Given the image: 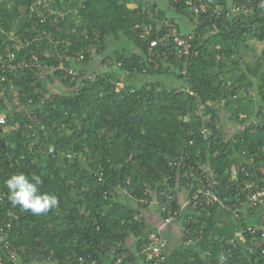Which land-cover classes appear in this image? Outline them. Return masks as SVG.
Masks as SVG:
<instances>
[{"label":"trees","instance_id":"obj_1","mask_svg":"<svg viewBox=\"0 0 264 264\" xmlns=\"http://www.w3.org/2000/svg\"><path fill=\"white\" fill-rule=\"evenodd\" d=\"M155 1L0 0V55L29 64L0 69V229L17 264H113L119 253L122 264H264V254L230 243L259 224L236 183L264 186V8L260 0ZM161 19L191 35L187 55L172 39L150 54L149 41L166 33ZM221 101L236 124L230 136ZM182 155L224 204L246 208L185 207L177 245L147 259L141 251L166 214L157 204L161 222L150 225L143 209L161 188L178 206V177L190 181L186 192L199 188L171 163ZM18 172L40 175L59 206L41 216L14 207L5 181ZM2 243L3 262L13 264Z\"/></svg>","mask_w":264,"mask_h":264},{"label":"built area","instance_id":"obj_2","mask_svg":"<svg viewBox=\"0 0 264 264\" xmlns=\"http://www.w3.org/2000/svg\"><path fill=\"white\" fill-rule=\"evenodd\" d=\"M176 1V0H175ZM236 10L238 7L235 8ZM43 21V20H42ZM161 27L166 31L164 35H157V37L151 39L149 41V47L148 50L151 55H154V48L161 44L163 46H168V43L172 39L176 45L179 47L178 53H183L187 55L188 53V39L191 37V35H186L185 37H182L179 35L177 29L167 20V19H161L160 20ZM151 29V27L149 28ZM13 38V34H12ZM19 42H14L12 44V47H19ZM28 44V42H27ZM7 56L9 57L7 63H4L3 56L0 55V69L2 67H8L14 68L16 66L19 67H27L29 64L27 62H18L13 64L14 55L13 53H7ZM82 57V55H80ZM72 72V71H71ZM4 77H1V80H3ZM5 122L4 117L0 115V124H3ZM205 133L206 131L203 130ZM188 158V155H182L179 157V159L176 161L174 160L171 162L178 173H180L181 177L186 180L188 178L191 179V181L197 180L199 184H197V188L195 192L188 193L186 192L185 187L189 185L190 181L186 180V185H182V182L179 181V177L176 180V184L174 186L175 192L178 193L177 198L179 199V205H175L176 195L171 189L167 188H161L158 191L157 199H155L156 203L160 206L161 210L166 214L164 217L163 223L160 224V226L156 229V231H153L149 234V244L144 247L141 251L142 254L147 255V259H152L155 261H159L164 259L165 252L163 250L164 245V239L162 237V230L164 227L172 224L174 221H177L181 214L182 210L190 205H207L209 203L218 202L221 208H224L226 210H231L232 208L237 210L239 207L243 206V208H246L245 202H242L240 206H230L223 203L222 200H220L218 197L214 195L212 192V183L206 178L207 183H203L202 178L198 177L194 170L191 168H186L187 164L185 159ZM189 169V170H188ZM244 171V175L248 176V168H242ZM234 174L237 175V170H234ZM194 184V183H193ZM190 186V185H189ZM237 190L241 193H245L247 202L253 205H257V211L259 213V224L256 227H245L242 228L239 231H236L234 233V239H230V243L235 246L236 240H238L237 243H240L244 246H247L250 250L254 251L255 253L260 252L264 254V186L259 184L256 180H252L250 178H244L241 182V184L236 183ZM188 187V186H187ZM191 187V186H190ZM181 188V189H179ZM189 188V187H188ZM181 190V191H180ZM185 193L184 199L180 198V194ZM145 202V200L143 201ZM189 219V217H188ZM7 228L10 227V224L6 225ZM260 230L258 235H256V231ZM4 230L0 229V243L4 244L7 248V252L9 253V257L12 259L13 264H17L16 262V251L14 249H9V243L7 240H4ZM190 234V230L186 231V235L188 236ZM4 240V241H3ZM119 243H116L115 247L111 248V252H115L117 250V245ZM125 254L119 253L116 255V260L113 264H122V260ZM0 264H5L2 260V257L0 255ZM9 264V263H8ZM92 264H95V261L92 262Z\"/></svg>","mask_w":264,"mask_h":264},{"label":"clouds","instance_id":"obj_3","mask_svg":"<svg viewBox=\"0 0 264 264\" xmlns=\"http://www.w3.org/2000/svg\"><path fill=\"white\" fill-rule=\"evenodd\" d=\"M260 7L264 8V0H260ZM43 184V178L38 174L14 173L5 181L8 200L14 207L34 216L46 215L59 206V197L42 191Z\"/></svg>","mask_w":264,"mask_h":264},{"label":"rangeland","instance_id":"obj_4","mask_svg":"<svg viewBox=\"0 0 264 264\" xmlns=\"http://www.w3.org/2000/svg\"><path fill=\"white\" fill-rule=\"evenodd\" d=\"M132 1L134 3H136V4H138V0H132ZM145 1L147 2L149 0H145ZM155 2L158 3V4L161 3L163 6H165V4H166L164 0H157ZM147 4H149V3L147 2ZM175 17H177L180 25L183 26L185 29H190L192 27V25L191 24H188L187 20L184 17L178 16L176 14H175ZM185 29H183V30H185ZM121 42H122L121 40H117V39L107 40V43L110 45V47H113V46L115 47L117 45H121ZM243 55H244L245 60H247L248 62H251V63L253 62V58H252L253 56H252V53L250 51H245L243 53ZM150 78L151 77H148L147 79H150ZM216 105L219 106L220 108L223 107V101L216 103ZM223 108H221V114H220L221 117H222L221 126L223 127L224 131H225V128H226V130L228 132V136H230L232 134V132L234 130L233 128H235V125L236 124L234 122H231L230 120L227 119V117L225 116V110ZM253 167L255 169L257 168L256 165L253 166ZM154 204L157 205L156 202ZM177 221H174L173 223H175ZM172 225L173 224L168 225V226H166V227L163 228V230H162V237H163L164 230L166 228H168L169 226H172ZM187 230H189V228L188 229H184L185 235H186V231ZM171 237H173V238H166V240H164V245H163V250L164 251H165V246H166V249L169 250V249L174 248L177 245V243L179 242V233H177L176 235H172ZM163 239H164V237H163Z\"/></svg>","mask_w":264,"mask_h":264},{"label":"crops","instance_id":"obj_5","mask_svg":"<svg viewBox=\"0 0 264 264\" xmlns=\"http://www.w3.org/2000/svg\"><path fill=\"white\" fill-rule=\"evenodd\" d=\"M184 197H185V193L180 194L181 199H184ZM160 211H161L160 208L157 205H155L154 203H152L151 205H149L148 207L143 209L144 216L148 220V223L150 225L158 224L161 222ZM172 224H173L172 226H169L168 228H166L164 230V232H163L164 240H166V238H173L171 236L176 235L177 233H179V239L181 238V233H182V227L181 226L182 225H181L180 221L178 220L177 222L172 223ZM165 248H166V246H165Z\"/></svg>","mask_w":264,"mask_h":264}]
</instances>
